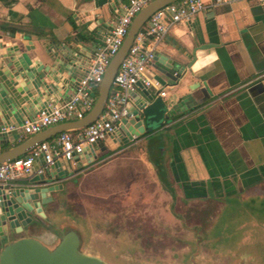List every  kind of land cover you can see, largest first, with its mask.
Wrapping results in <instances>:
<instances>
[{"label":"crops","instance_id":"0c3cea01","mask_svg":"<svg viewBox=\"0 0 264 264\" xmlns=\"http://www.w3.org/2000/svg\"><path fill=\"white\" fill-rule=\"evenodd\" d=\"M127 4L128 0H0V45L19 50L16 58L27 65L18 76L15 66L10 68L11 77L0 73V92L5 88L17 92L18 86L25 96L33 94L36 88L29 74L46 84L41 85L47 94L38 97L37 111L28 110L18 125L35 119L45 105L61 103L76 92L66 76L59 73L63 79H55L48 51L82 54L85 63L76 70L79 78L89 69L95 46L103 42ZM22 35L24 39L19 38ZM157 58L191 66L192 74L178 86L168 80L161 86L164 99L170 104H183L189 96L193 100L157 133L128 145L109 137L97 151L86 148L79 162H72V170L79 163L83 168L66 178L64 190L53 193V203L44 206L47 217L55 221L60 216L63 194L68 193L70 201L103 202L111 196L112 201L135 202L130 195L142 184L143 190L153 187L146 194V214L153 219L166 214L157 199L178 202L176 208L191 201L214 207L210 225L230 206L237 209V216L250 218L242 222V229L249 224L264 227V0L218 6L194 16L168 33ZM157 69L165 67L153 64L154 80ZM141 95L136 88L133 105ZM1 111L0 125L5 123ZM12 133L0 136V152L19 143V135ZM94 156L98 160L88 165ZM35 177L5 187H21ZM26 236L50 239L48 233L32 229Z\"/></svg>","mask_w":264,"mask_h":264},{"label":"water","instance_id":"95a60500","mask_svg":"<svg viewBox=\"0 0 264 264\" xmlns=\"http://www.w3.org/2000/svg\"><path fill=\"white\" fill-rule=\"evenodd\" d=\"M178 1L181 0H153L134 18L120 51L113 57L107 68L94 107L83 119L59 124L27 139H19L17 145L0 152V164L23 157L38 145L62 133L82 130L97 121L105 109L114 78L138 33L154 13ZM12 37L17 36L13 34ZM19 38L24 39V35ZM48 53L53 59V67L56 68L55 79L60 81L63 79L62 75L66 76L67 80L75 84L77 91L80 81L89 72L92 62L85 74L78 78L76 70L85 63L81 59L85 58L82 54L65 49V54L53 50ZM18 56H20L19 50L14 48L4 50L3 44L0 45V73L2 75L11 77L10 68L12 66L18 69V72H14L15 76H18L21 68H27L24 60L16 58ZM195 56L196 54L193 59ZM159 59L156 58L155 62L162 64L165 69H157L159 76L156 77V80L162 87L168 85L167 80L173 82L174 86H178L189 73L192 74L188 71L191 67L189 65L184 66L177 62L166 64ZM59 73L62 75L59 76ZM27 77L33 79V85L36 88V92L33 94L25 96L22 91L17 89L18 86L16 87L17 92L11 93L6 88L5 92H0V97L4 98V100L0 98L1 115L5 119L3 126L18 125L19 121L24 119L25 114H28V110L35 113L39 103L38 97L41 98L47 94L45 91L42 92L41 85L46 87L42 80H35L34 76L30 74ZM137 88L141 90L142 95L136 97V105H130L132 118L123 119L118 125L116 133L110 136L111 140L121 139L120 144L122 145H128L141 136L157 133L178 117L184 105L193 100L189 96L183 99L184 105L170 104L160 96V91L146 88L141 83L137 85ZM23 91L27 92V89L24 88ZM71 98L55 105H61ZM45 107L46 105L40 111ZM9 135L13 136L14 134ZM102 145L103 143L99 142L89 148L97 151ZM97 160L98 157L94 156L87 164H93ZM75 162H79V158ZM82 168L79 163V168L72 170V162H62L58 163L50 172L31 179L28 184L21 187L0 186V264H109L102 258L83 250L85 238L79 228L68 227L53 230L48 226L51 220L47 217L44 206L53 203L52 194L63 191V181ZM30 229L34 232L48 233L50 239L26 236L27 230Z\"/></svg>","mask_w":264,"mask_h":264},{"label":"rangeland","instance_id":"374dc122","mask_svg":"<svg viewBox=\"0 0 264 264\" xmlns=\"http://www.w3.org/2000/svg\"><path fill=\"white\" fill-rule=\"evenodd\" d=\"M148 190L153 187L143 190L141 184L130 195L135 202L112 201L111 196L103 202L70 201L68 193L63 194V217L60 214L48 226L79 228L85 238L83 250L109 264H264V227L249 224L242 229V222L250 218L237 216V209L229 206L211 226L210 203L187 202L176 208L178 202L157 199L166 214L153 219L146 214ZM194 227L200 230L191 231Z\"/></svg>","mask_w":264,"mask_h":264},{"label":"built area","instance_id":"2783aa9c","mask_svg":"<svg viewBox=\"0 0 264 264\" xmlns=\"http://www.w3.org/2000/svg\"><path fill=\"white\" fill-rule=\"evenodd\" d=\"M152 1L128 0L118 22L96 47L89 72L69 101L61 105L50 104L35 119L26 120L18 126L0 125V136L15 132L22 140L59 124L83 119L94 107L107 68L120 51L134 18ZM250 1L256 0H181L154 13L136 36L122 62L99 119L82 130L52 138L23 157L0 164V186L45 175L58 163L75 162L83 156L86 148L106 141L116 133L123 119L132 118V93L138 84L158 90L161 97H166V93L160 90V83L151 76L150 69L157 58L158 46L168 33L208 9Z\"/></svg>","mask_w":264,"mask_h":264},{"label":"flooded vegetation","instance_id":"af4514ba","mask_svg":"<svg viewBox=\"0 0 264 264\" xmlns=\"http://www.w3.org/2000/svg\"><path fill=\"white\" fill-rule=\"evenodd\" d=\"M187 202L192 203L191 201H183L182 203L185 204V203H187ZM193 203H194V202H193ZM212 208H213V213H214L215 209H214V207H212ZM213 213H212L210 216H212ZM186 229H188V228H186ZM190 230L193 231V232H198V231L200 230V228H199V227H194V228H192V229H190ZM209 244H210V243H209ZM208 246H209V245H208Z\"/></svg>","mask_w":264,"mask_h":264},{"label":"trees","instance_id":"16d2710c","mask_svg":"<svg viewBox=\"0 0 264 264\" xmlns=\"http://www.w3.org/2000/svg\"><path fill=\"white\" fill-rule=\"evenodd\" d=\"M7 150V149H6Z\"/></svg>","mask_w":264,"mask_h":264}]
</instances>
